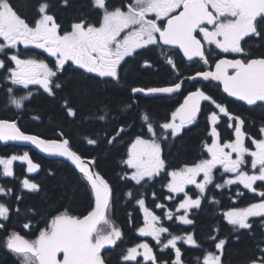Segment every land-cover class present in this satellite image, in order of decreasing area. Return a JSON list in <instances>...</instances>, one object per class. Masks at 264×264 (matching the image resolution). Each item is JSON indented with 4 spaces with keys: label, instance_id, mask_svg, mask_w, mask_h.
I'll return each mask as SVG.
<instances>
[{
    "label": "snow or ice",
    "instance_id": "obj_1",
    "mask_svg": "<svg viewBox=\"0 0 264 264\" xmlns=\"http://www.w3.org/2000/svg\"><path fill=\"white\" fill-rule=\"evenodd\" d=\"M153 52L156 61L147 56ZM157 62L174 78L121 91L129 65L153 69ZM69 70L77 86L91 81L106 93L94 116L103 135L80 137L57 125L46 136L0 118V144L31 146L69 169L58 198L45 195L43 206L29 207L25 195L44 191L33 175L42 165L31 150L0 155V177L19 183H0V250L14 264H190V249L199 252L196 264H225L226 249L245 236L252 254L241 264H264V121L256 127L231 111L236 102L264 109V0H0V89L11 105L24 109L34 91L59 96L75 123L79 107L60 95L73 82L65 79ZM141 97L174 103L162 120L127 115ZM201 119L199 154L173 165L172 147ZM101 145L121 155L115 181L101 167ZM16 162L25 166L19 177ZM214 190L231 194L228 207ZM122 199L133 206L126 212L137 236L131 244L115 219ZM209 206L227 235L220 224L198 233L197 213Z\"/></svg>",
    "mask_w": 264,
    "mask_h": 264
},
{
    "label": "trees",
    "instance_id": "obj_2",
    "mask_svg": "<svg viewBox=\"0 0 264 264\" xmlns=\"http://www.w3.org/2000/svg\"><path fill=\"white\" fill-rule=\"evenodd\" d=\"M53 3L56 0H52ZM71 10H63L60 12L62 20L67 21L70 18ZM147 56L152 60L156 61L159 56L158 52L148 53ZM133 69L126 77L125 81L121 86V91L123 92L128 86H157L162 84L165 80L172 79L169 76L167 69L162 66L160 62H157L156 67L153 69H143L136 70L135 65H129ZM181 71L185 74L190 71L181 65ZM65 79L73 81V74L71 70L65 75ZM77 80L79 78H76ZM80 86H77L76 82L73 81L69 84L66 91L61 93V96H68L72 102L79 107L80 113L79 117L76 118L75 123L72 122L71 117H66L63 109L61 108L62 101L59 96L56 99L47 97L46 94H41L40 92H33V96L25 104L24 109L18 110L17 112L10 108V98L6 96L5 92L0 89V118H15L22 126L34 133H41L46 136L52 135V130L57 125H63L65 130H72L77 133L80 137L90 135L93 131L101 132L103 135L101 124L102 122H97L94 119L96 113V102L98 99L102 98L106 93H97L93 82L80 81ZM106 87V86H101ZM86 89L90 91H86ZM111 91V89H108ZM19 96V94H17ZM174 103L173 100L161 99L155 97H141L139 103L136 106V110L128 113L127 115L138 116L141 120L143 116L147 115L150 120H162L163 117L170 111ZM241 110H234L236 113L241 114L246 117L249 123H254L256 127L259 126L261 121H264V109H247L245 106H238ZM34 117H39V119H33ZM91 121V122H90ZM253 127L252 130H256ZM204 136V120L201 119L199 122V127L193 126L191 131L186 132L182 140H179L175 146L171 149V156L169 157L170 162L173 165H178L179 163L187 160H191L193 157L200 152V140ZM93 146H89L92 148ZM24 150H31V155L36 162L42 165L41 172L35 177L38 182L43 185L44 191L39 194H26L24 203L26 206H37L41 207L45 204V195L47 198L56 199L61 195L60 181L63 177L69 175V169H67L63 164L59 163L56 159H46L34 152L30 147L26 146H15L9 145L4 146L0 144V155H10L14 152H22ZM102 153L101 167L108 172L109 176L115 181L116 174L120 172L122 165L120 164L121 155L115 149H111V146L101 145L97 150ZM24 166L16 165V175L17 177L24 175ZM49 169H53L57 172L56 177H50L47 172ZM8 183V186H15L19 189V183L13 178H2L0 177V183ZM119 186V185H118ZM155 190L160 193L162 190L159 185L156 186ZM126 191V189H122ZM166 193V190H163ZM218 199L222 201V207L226 208L230 204V193L225 190L224 195H220L221 190H214ZM249 199L252 198L248 194ZM149 206H151V195L148 197ZM83 195L78 194L75 200V205L77 210L79 206L83 204ZM248 201L245 200L243 203L246 205ZM237 203H240L238 201ZM133 211V206L131 203L124 206L123 199L116 206L115 219L117 223L123 227L125 231V238L128 244L134 243L137 240V236L134 231L130 228L127 223L126 212ZM218 211V210H217ZM159 212V210H157ZM137 222H142V213L134 212ZM197 231L203 236L216 224H220L222 233L224 235L228 234V229L226 227V222H221L218 215L214 216L212 214V208L206 207L203 212L197 213L196 216ZM175 230V229H174ZM151 242V241H150ZM252 254V242L248 238L242 237L239 242L233 240L232 244L226 249L225 252V264H241V261L246 259ZM199 255L198 250L190 249L186 253V257L190 264H196L193 259L195 256ZM0 264H14L13 258L10 255H5L2 250H0Z\"/></svg>",
    "mask_w": 264,
    "mask_h": 264
},
{
    "label": "flooded vegetation",
    "instance_id": "obj_3",
    "mask_svg": "<svg viewBox=\"0 0 264 264\" xmlns=\"http://www.w3.org/2000/svg\"><path fill=\"white\" fill-rule=\"evenodd\" d=\"M172 78H174V77H172ZM26 91H27V90H23V91H21V92H18L17 94H19V95H24V94L26 93ZM28 101H29V100H28ZM28 101H26L25 104H26ZM239 105L245 106L247 109H251V110H252V108H249L248 106L243 105V104H241L240 102H236V103H233V104L231 105V111H232L233 113H236L234 110H236L237 112H238V110H241V109L238 107ZM9 107H10V108H13L16 112L18 111V109H15V107L12 106L11 104L9 105ZM233 109H234V110H233ZM237 114H238V113H237ZM221 130H222V132H223V134H224L225 137H227V136L229 135L230 131H231L230 129L225 128L223 125H222V127H221ZM250 131L254 133L256 130H252V128H251ZM16 163H18L20 166L22 165L20 162H16ZM14 169H15V172H16V164L14 165ZM23 172H24V168H23ZM35 177H36V176H35ZM249 195L253 196V194H250V193H249Z\"/></svg>",
    "mask_w": 264,
    "mask_h": 264
},
{
    "label": "water",
    "instance_id": "obj_4",
    "mask_svg": "<svg viewBox=\"0 0 264 264\" xmlns=\"http://www.w3.org/2000/svg\"><path fill=\"white\" fill-rule=\"evenodd\" d=\"M31 147V146H30ZM34 150V149H33ZM36 152L40 153L38 150H35ZM42 156H44L45 158H48V159H60V158H57V157H52V156H49L48 154H45V153H40Z\"/></svg>",
    "mask_w": 264,
    "mask_h": 264
}]
</instances>
